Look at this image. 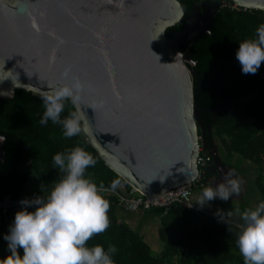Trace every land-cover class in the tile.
Segmentation results:
<instances>
[{
    "label": "water",
    "instance_id": "95a60500",
    "mask_svg": "<svg viewBox=\"0 0 264 264\" xmlns=\"http://www.w3.org/2000/svg\"><path fill=\"white\" fill-rule=\"evenodd\" d=\"M230 1L264 10V0ZM213 11L201 16L193 4L178 31L175 0H0V99H11L15 88L42 97L78 78L81 100L68 101L85 117L86 142L111 172L152 199L195 180L199 145L213 160L207 171L224 168L192 103L185 67L192 63L187 52L180 56L198 32L208 33Z\"/></svg>",
    "mask_w": 264,
    "mask_h": 264
},
{
    "label": "trees",
    "instance_id": "16d2710c",
    "mask_svg": "<svg viewBox=\"0 0 264 264\" xmlns=\"http://www.w3.org/2000/svg\"><path fill=\"white\" fill-rule=\"evenodd\" d=\"M175 1L182 9V16L175 22L178 31L184 28L193 4L201 16L214 10L206 21L208 33L198 32L187 47L192 62L188 68L192 103L197 108L198 121L205 130L206 126L210 127L204 135L207 146H220L227 157L237 154L257 166L254 177L257 208L264 203V71L260 66L255 75L242 74L235 54L241 43L258 40L257 29L264 25L262 10L231 9L228 6L232 4L230 0ZM254 90L257 94L252 95ZM63 103L61 121L74 112L68 99ZM45 110L42 97L17 88L11 99H0V135L6 137L1 145L4 163L0 165V200L4 197L12 200L42 197L47 201L66 174L55 165L53 157L58 153L67 156L77 147L95 160V164L85 170V178L98 187L102 184L107 190L126 195L131 188L98 160L81 132L66 137L63 123H53L51 119L47 124L40 123ZM214 151L215 159L222 163L218 150ZM212 162L211 158L209 167ZM231 169L237 178L235 168ZM31 174L35 175L37 184L36 198L23 192ZM208 177L211 174L205 170L193 183L191 194L194 188L203 191L208 188ZM102 195L110 204L109 227L105 232L93 235L85 246L100 245L106 253L114 247L116 251L111 254L114 264H245L237 242L242 231L238 227L215 224L178 204H172L165 213L162 209L150 208L142 212L156 217V236L161 244L151 247L138 232L118 218L114 195L107 191ZM35 208L32 205L27 211L34 212ZM206 210L224 216L215 210ZM15 214L0 209V247L5 251L0 260L11 254L4 236L9 234ZM224 217L240 224L229 216ZM17 251L23 255L22 249Z\"/></svg>",
    "mask_w": 264,
    "mask_h": 264
},
{
    "label": "clouds",
    "instance_id": "9594fccd",
    "mask_svg": "<svg viewBox=\"0 0 264 264\" xmlns=\"http://www.w3.org/2000/svg\"><path fill=\"white\" fill-rule=\"evenodd\" d=\"M257 34V41L241 43L235 54L244 75H255L264 62V25L257 29ZM70 71L66 68L62 76L67 78ZM88 89L93 90L91 86ZM84 90L85 85L72 77L70 84L41 93L46 110L40 123L47 124L49 119L53 123H63L66 137L80 133L81 122L85 120L80 109L63 121L60 114L64 110L63 101L71 99L73 105H78ZM97 107H103V101L98 102ZM5 140V136H0V142ZM53 160L65 171L64 178L47 201L42 197L21 201L25 208L32 205L36 208L34 212L22 210L15 214L9 234L4 236L11 254L0 260V264H114L111 259V254L116 251L114 247L106 253L100 245L85 246L93 235L103 233L109 227L110 204L102 195L105 188L84 177L85 170L94 165L95 160L79 147L67 156L58 153ZM234 175V172H228L226 182L216 189L205 188L197 204L203 206L217 197L227 201L233 194L239 195L243 181L232 178ZM236 211L239 213V209ZM227 215L231 216L232 212ZM242 219L245 225L237 242L245 264H264V203L255 210L243 212ZM18 248L23 250L22 256L18 254Z\"/></svg>",
    "mask_w": 264,
    "mask_h": 264
},
{
    "label": "rangeland",
    "instance_id": "374dc122",
    "mask_svg": "<svg viewBox=\"0 0 264 264\" xmlns=\"http://www.w3.org/2000/svg\"><path fill=\"white\" fill-rule=\"evenodd\" d=\"M261 66L264 71V62L261 63ZM264 79V74L262 75ZM257 94V91L254 90L252 95ZM218 155L221 158V161L227 166H233L237 172V178L243 181L241 185V191L239 195L233 194L230 196L227 201H217L212 203L211 201L206 202L203 206L197 204L202 197L203 190L200 188H194L190 198L193 203L199 207L215 210L224 216H228L227 213L230 211L232 215L229 216L233 218L238 223L245 225V221L242 219V213L247 210H255L256 208V199L257 191L254 186V177L257 174V166L254 163H251L237 154H232L230 157H227L224 153L223 148L218 146ZM225 179L223 183H225ZM25 195L37 197V184L35 183V175L31 174L28 183L24 189ZM239 209V213H237ZM115 213L119 216L124 222H126L133 230L138 232L151 247H159L161 244L156 236V226L157 219L151 214H146L142 211L135 212H125L120 208L115 209Z\"/></svg>",
    "mask_w": 264,
    "mask_h": 264
},
{
    "label": "built area",
    "instance_id": "2783aa9c",
    "mask_svg": "<svg viewBox=\"0 0 264 264\" xmlns=\"http://www.w3.org/2000/svg\"><path fill=\"white\" fill-rule=\"evenodd\" d=\"M223 4L227 5V3ZM228 6H230L231 9H248L246 7H239L233 2L231 5ZM262 15L264 16V10H262ZM210 159L211 156L209 155V153L203 151L199 145L198 155L194 160V163L197 167V176L195 180H198L204 173V171L209 168ZM195 180L172 187L152 199L145 198L146 196L144 194H141L139 191L131 187V189L128 190L126 195H121L119 193H116L115 191L107 189H105V191L110 192L114 195L116 209L120 208L125 212L146 211L150 208H159L162 209L163 213H165L172 204H178L184 209L192 210L202 214L205 218L209 219L215 224H221L224 226L232 225L242 230L243 225L237 224L235 221L228 219L227 217H224L220 214L203 209L191 201V190L193 189V183L195 182ZM24 200L33 201L27 198H18L12 200L8 197H4L0 200V209H7L14 213H17L22 210H27L29 207L25 208V206L21 204V201Z\"/></svg>",
    "mask_w": 264,
    "mask_h": 264
},
{
    "label": "crops",
    "instance_id": "0c3cea01",
    "mask_svg": "<svg viewBox=\"0 0 264 264\" xmlns=\"http://www.w3.org/2000/svg\"><path fill=\"white\" fill-rule=\"evenodd\" d=\"M215 149L216 150H218V146L216 145L215 146ZM220 164L222 165V166H224V168L225 169H223L224 171L223 172H221V174H220V176H218L217 178H215V181L211 184L210 182H209V180H210V177H208L207 178V180H206V184L208 185V187H212L213 189H216L221 183H223V181H224V179H225V176H226V174L228 173V172H233L232 171V169L231 168H234L233 166H227V165H225L223 162L221 163L220 162ZM231 167V168H230ZM210 173V172H209ZM211 174V173H210ZM232 178H234V176L232 177ZM28 196H30V195H28ZM230 199V198H229ZM221 199H219L218 197L217 198H215V199H213L211 202L214 204V203H216L217 201H220ZM210 210V209H209ZM118 218H120L119 216H118ZM121 219V218H120ZM5 255V251H4V248L3 247H0V259L3 257Z\"/></svg>",
    "mask_w": 264,
    "mask_h": 264
},
{
    "label": "flooded vegetation",
    "instance_id": "af4514ba",
    "mask_svg": "<svg viewBox=\"0 0 264 264\" xmlns=\"http://www.w3.org/2000/svg\"><path fill=\"white\" fill-rule=\"evenodd\" d=\"M188 47V46H187ZM187 47L186 48H182L181 49V51H180V56H182L184 53H186L187 52V54H189L188 53V50H187ZM192 63V62H191ZM185 65V64H184ZM185 67H186V69L187 70H189L188 69V67L185 65ZM224 168H218V169H216L215 170V172L214 173H211V177H210V180H209V182L212 184L214 181H215V178H217L218 176H220V174H221V172H223L224 170H223Z\"/></svg>",
    "mask_w": 264,
    "mask_h": 264
},
{
    "label": "bare ground",
    "instance_id": "6f19581e",
    "mask_svg": "<svg viewBox=\"0 0 264 264\" xmlns=\"http://www.w3.org/2000/svg\"><path fill=\"white\" fill-rule=\"evenodd\" d=\"M177 61H178V63H179V64H180V63H182V62H181V60H180V59H178V58H177Z\"/></svg>",
    "mask_w": 264,
    "mask_h": 264
}]
</instances>
